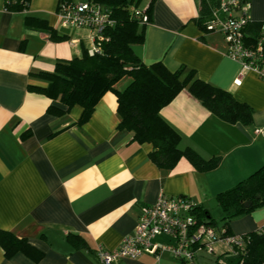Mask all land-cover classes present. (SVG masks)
<instances>
[{
	"label": "crops",
	"instance_id": "0c3cea01",
	"mask_svg": "<svg viewBox=\"0 0 264 264\" xmlns=\"http://www.w3.org/2000/svg\"><path fill=\"white\" fill-rule=\"evenodd\" d=\"M249 1L252 21L264 20V0ZM58 2L30 0L26 11H10L0 0V236L6 232L28 245L6 256L0 238V264H101L97 248L117 247L134 232L142 207L160 194L189 198L213 216L222 213L216 194L264 164V135L257 131L264 128V79L227 55L220 32H205L197 24L199 0H156L144 40L133 49L146 64L162 60L171 70L193 69L198 78L252 107L250 123H229L184 88L161 108L160 115L180 135L179 147L206 160L218 158L216 166L198 170L181 156L173 167H159L149 156L152 144L119 127L111 91L82 122L79 105L61 116L50 112V105H62L31 88L47 85L38 74L92 45L88 28L60 26ZM51 29L64 39H52ZM129 81L124 77L115 87L123 89ZM262 222L264 217L244 214L230 226L241 234ZM152 241L161 245L171 239L160 234ZM227 251L218 241L213 254L199 253L196 264H219L221 254L226 263H235ZM116 264L181 261L160 249Z\"/></svg>",
	"mask_w": 264,
	"mask_h": 264
},
{
	"label": "trees",
	"instance_id": "16d2710c",
	"mask_svg": "<svg viewBox=\"0 0 264 264\" xmlns=\"http://www.w3.org/2000/svg\"><path fill=\"white\" fill-rule=\"evenodd\" d=\"M102 4L110 19L102 30V40H98L96 49L90 53L82 46L81 53L70 59L58 60L53 70L38 74L46 86H32L35 91L57 100L62 107L50 105L48 110L56 115H65L74 105L82 107L78 122L86 120L96 102L108 91L116 96V111L120 117L119 127L133 133L138 142H149L152 149L150 158L159 167L171 168L181 156H185L198 170H207L217 165L218 158H202L192 148L179 147L180 135L160 115L161 108L169 103L184 88L197 98L213 114L229 123L248 124L252 121L253 109L239 101L228 90L215 86L198 78L193 69L180 65L175 70L169 69L162 60L146 64L133 49L135 43L144 40V29L151 22V10L156 0H87ZM62 2L59 0L58 7ZM30 0H5V8L10 11H26ZM218 0H199L197 24L205 31L213 8ZM57 7V8H58ZM260 22L249 21L245 27L246 38L251 40L256 35ZM252 33V34H251ZM52 39L61 40L54 29L50 30ZM128 77L129 83L123 89L116 84ZM191 200V199H190ZM216 201L221 208L223 224L219 226L207 211L194 203L195 216L214 227L215 241L231 236L230 221L248 213L256 206L264 205V164L233 186L216 194ZM242 245L226 246L232 253L233 264H264V226L241 233ZM1 242L6 256L17 248L28 247L24 240L11 239L6 232L1 233ZM224 243V242H223ZM181 264H196V258ZM221 254L216 257L219 264H230Z\"/></svg>",
	"mask_w": 264,
	"mask_h": 264
},
{
	"label": "built area",
	"instance_id": "2783aa9c",
	"mask_svg": "<svg viewBox=\"0 0 264 264\" xmlns=\"http://www.w3.org/2000/svg\"><path fill=\"white\" fill-rule=\"evenodd\" d=\"M249 0H218L213 8L209 29L220 32L227 46V55L240 62L244 69L255 71L264 79V20L254 38H246L245 27L251 21ZM60 26L65 28H88L92 32V53L102 30L110 22L107 9L99 3L62 2L57 8ZM264 135V128L257 130ZM194 203L184 196L160 194L156 202L144 206L136 222L134 232L124 236L117 247L107 249L99 246L96 256L101 264H116L121 258H137L143 252L156 253L166 249L175 258L185 262L195 260L196 254L204 250L213 252L214 227L195 216ZM165 234L171 242L158 245L153 237ZM227 246L242 245L240 234L222 239Z\"/></svg>",
	"mask_w": 264,
	"mask_h": 264
},
{
	"label": "rangeland",
	"instance_id": "374dc122",
	"mask_svg": "<svg viewBox=\"0 0 264 264\" xmlns=\"http://www.w3.org/2000/svg\"><path fill=\"white\" fill-rule=\"evenodd\" d=\"M85 1H87V0H85ZM145 3H142V5H144ZM248 214H254V216H260V217H264V205H259V206H256V207H254L253 209H251L248 213H246L245 215H248ZM221 217H222V213L220 212V213H218V214H216V215H213V218H215V220H216V222H217V224L219 225V226H221L222 224H223V220L221 219ZM231 222L232 221H230V224H231ZM262 223H264V222H262ZM261 226H264V224H262ZM261 226H259L258 228H260ZM231 227V226H230ZM258 228H256V229H258ZM231 230H232V227H231ZM233 232V231H232ZM235 234H237V233H235ZM160 235V234H159ZM165 235V234H164ZM154 238V237H153ZM209 260L210 261H214V255L212 256H209ZM214 262H216V261H214Z\"/></svg>",
	"mask_w": 264,
	"mask_h": 264
}]
</instances>
